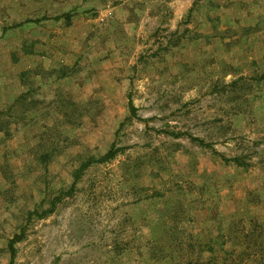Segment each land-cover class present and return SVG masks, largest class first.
<instances>
[{
	"label": "rangeland",
	"instance_id": "1",
	"mask_svg": "<svg viewBox=\"0 0 264 264\" xmlns=\"http://www.w3.org/2000/svg\"><path fill=\"white\" fill-rule=\"evenodd\" d=\"M164 22L137 40L125 26L118 53L109 42L100 62L92 49L69 66L80 96L42 67L31 71L47 85L26 77L40 102L21 124L40 115L50 126L21 128L0 149V264L22 230L14 264H264V46L254 54L264 32L219 24L210 37L185 18ZM69 98L96 99V116L70 123ZM112 145L114 159L94 162L39 216Z\"/></svg>",
	"mask_w": 264,
	"mask_h": 264
},
{
	"label": "crops",
	"instance_id": "2",
	"mask_svg": "<svg viewBox=\"0 0 264 264\" xmlns=\"http://www.w3.org/2000/svg\"><path fill=\"white\" fill-rule=\"evenodd\" d=\"M109 12L114 15L111 26H127L134 39L148 23L157 20L167 25L164 21L172 17L177 24L189 15L192 31L206 32L205 36L214 32L216 15L220 30L239 25L253 30L259 26L257 30L264 32V0H0V108L11 106L22 95L24 70L75 65L85 53L87 32L106 28L109 16L101 18ZM66 14L71 15L69 22ZM202 40L203 36L197 41ZM92 44L94 58L100 62L108 45L98 51L96 43ZM119 45L116 41L109 44L117 50ZM263 46V42L255 43V56ZM36 79L44 85L41 76ZM58 85L68 83L63 79ZM76 89L66 86L68 92L80 96L81 88ZM36 129L41 128L33 129V134L39 132Z\"/></svg>",
	"mask_w": 264,
	"mask_h": 264
},
{
	"label": "trees",
	"instance_id": "3",
	"mask_svg": "<svg viewBox=\"0 0 264 264\" xmlns=\"http://www.w3.org/2000/svg\"><path fill=\"white\" fill-rule=\"evenodd\" d=\"M215 4H217V2ZM70 18H71L70 14L65 15L66 21L69 22ZM113 18H114V15H113V13H111L105 21V23H108V26L106 28H104L102 31L99 30L100 32H98V34H93V35H90V37H89V39H92V43L93 42L96 43L95 49H97L98 51H99L100 47L102 49L103 47H105L107 45V43L112 42V41H116V43H120V45L122 44L121 40H119V38H120L119 34L122 32L121 30H123L124 27H119V26L112 27L110 23H112ZM185 20H186V22H190L191 16L189 15V16L185 17ZM219 20H220L219 17L216 15V18L214 21V31H216V27L219 25ZM176 32L177 31H175V33ZM192 33L196 34V32H194V31H192ZM213 33L209 36L212 37V36H215L217 34V32L214 33V35H213ZM200 37H201V35H200ZM200 37L196 36V39L198 40ZM126 38L129 39L130 37L127 36ZM106 40H108V41L106 42ZM120 45L118 46V49H119ZM85 46H86V44H85ZM86 48H87V50H85V53L82 54V56H81V58H83V59L88 58L89 51L94 49V45L88 44L86 46ZM91 61L92 60L89 59L88 63L92 64ZM75 65H73V66H75ZM59 66H61V67H59ZM46 71L51 72L50 75H52L54 77L55 82H58V81L63 80V79H67L68 77H70L71 73L73 72L72 68L70 69L69 66H66V65H55L53 68L47 69ZM30 75L35 76L37 74L33 73L31 70H26L20 74V79H21L22 85L24 87V91H23L22 95H20L11 106H9L7 108H0V149H2V150L8 149V146H7L8 141H10L17 134L19 129H21V128H25L24 130H26L27 128L32 129L31 124L32 125L38 124V121H39V124H41L40 126H42L40 128L48 129L50 126L49 123H46V121L42 125V122L46 119V116L41 117L40 115H37L39 117L33 121L34 124L33 123L21 124V122L25 121L26 115L32 111L31 110V108H33L32 104L31 103L28 104L29 100L32 99L34 103L40 102L35 97L36 95L40 96V92H41L40 84L35 86V85H30L29 83H27L26 77L30 76ZM42 81H43V79H42ZM43 84L47 85L46 82H44V81H43ZM51 85L52 84H50V86ZM76 86H78L77 89L80 88V84H76ZM64 93L67 95L68 94L67 90L65 91V89H64ZM67 96H71V95H67ZM64 98H66V97H64ZM64 101L69 102V105L72 106V108H73V115L72 116H68V113L65 114L66 120L70 121V123L75 122L78 124L80 118H82V117H85V116L95 117L96 116V113H95V115H93L90 112V110L93 109L92 106H93L94 102H96V99L89 100V102H85V103L79 104V105L72 98H69L67 100L64 99ZM91 102H92V104H91ZM130 105L132 106V102L130 103ZM18 107H20V109H21V111H20L21 116H16L14 113L15 109H17ZM90 107H91V109H90ZM78 110L80 112L79 117L78 116L74 117V113L76 114V112ZM132 110H135V108L132 107ZM120 150L121 149L116 148L115 145H112L111 149L107 153H105V155L100 157L99 159H96L95 157H90L87 161H85L84 163L79 165V167H77L75 172H74V175H73L74 182H73L71 188L68 191L63 192L61 194V196H59L57 199H55L53 201V206L50 207L49 209H47L43 214H41L39 216L44 217V216H47L48 214L52 213L54 211V208H55L54 202L56 200H60L66 194H71L75 190L76 185L79 182V180L81 179V177L83 176L85 170L88 167H90L94 162H105V161H109L111 159H114ZM6 155H7V152H4L3 154L0 155V158L5 159V158H7ZM49 161H50V158H48L47 155H42L40 158V162H42L44 164L45 163L47 164ZM234 161L236 163H238L239 159L235 158ZM33 212L38 214L37 211H30V216H32ZM24 238H25V230H22L21 232L14 234L10 239H8L7 249L9 250V264H14L15 258H16V253H17L16 244L21 242Z\"/></svg>",
	"mask_w": 264,
	"mask_h": 264
},
{
	"label": "built area",
	"instance_id": "4",
	"mask_svg": "<svg viewBox=\"0 0 264 264\" xmlns=\"http://www.w3.org/2000/svg\"><path fill=\"white\" fill-rule=\"evenodd\" d=\"M111 14V12H109L107 15H104L101 20L104 21L109 15Z\"/></svg>",
	"mask_w": 264,
	"mask_h": 264
}]
</instances>
